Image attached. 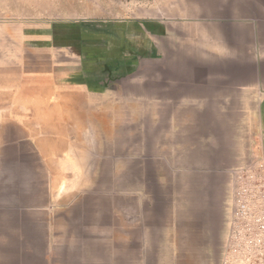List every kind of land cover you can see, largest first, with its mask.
<instances>
[{
    "label": "rangeland",
    "instance_id": "374dc122",
    "mask_svg": "<svg viewBox=\"0 0 264 264\" xmlns=\"http://www.w3.org/2000/svg\"><path fill=\"white\" fill-rule=\"evenodd\" d=\"M225 4L0 0V264H260L244 246L264 215L258 99L192 102L206 77L243 82L217 49L242 31ZM25 128L82 151L54 170L77 187L59 217L8 174Z\"/></svg>",
    "mask_w": 264,
    "mask_h": 264
},
{
    "label": "crops",
    "instance_id": "0c3cea01",
    "mask_svg": "<svg viewBox=\"0 0 264 264\" xmlns=\"http://www.w3.org/2000/svg\"><path fill=\"white\" fill-rule=\"evenodd\" d=\"M213 2L217 5V8L219 3H226L225 6L228 12L226 24L242 28L241 33L238 32V34H235L228 32L227 34H223L224 37L221 35L223 44L225 45L219 47L218 44L217 49L223 50L225 48L227 62L236 63L238 66L239 64L241 65V70L244 73L242 76L243 82L236 87L234 82L230 83L227 78L220 81L218 77H206L205 81L200 80V88L204 86V89H208L203 84H209L211 91L208 92L207 90L204 95L196 96V100L192 102L195 104H218V102L222 103L224 101L227 105H233L236 92H238V96L242 95L243 99L245 95H253L254 98L258 99L263 137L262 146L264 148V0H211V4ZM219 35L216 36V40L220 42ZM218 57L221 58L222 55L219 53ZM252 57L253 59H251ZM252 63L255 65L253 69L251 68ZM204 68L206 69L207 67H201L200 72H203ZM179 69H182V67ZM204 71L208 72L206 70ZM252 71L257 73L253 80L250 74ZM245 73L247 74L245 75ZM94 79L92 80L93 82L88 81L86 84L106 85L108 83L107 71L98 72ZM236 88L238 91L235 92ZM178 102L179 104L186 103L182 101ZM168 103L171 104L172 101L169 100ZM25 129L24 137L20 139L14 148L13 152L16 160L10 166V172L8 174L11 177L20 179L19 189L24 192L23 194L26 193L30 196L29 200H27L25 194V201L34 202L29 207L42 208L41 202L44 198L50 201L51 215L59 217L58 208L61 205V199L77 191V187L69 189V185L60 186L54 180V170L62 166L77 167L78 162V167H81L82 162L80 161L82 156L79 153L82 151L77 147L72 148L70 145L63 147L62 138H58L59 135L57 138L52 137L48 145L45 137L40 136L41 134L38 131L36 135L35 133L33 135L32 131L27 128ZM59 131L60 129L56 127V132L58 133ZM98 145H101L100 141H98ZM68 153L72 155L64 156ZM42 170H45L51 177L49 188L47 185L44 187L40 182V179L44 176L41 172ZM63 192H67L66 195ZM47 194H49L48 197ZM42 212L43 210L40 209L33 216L39 217ZM22 217H27V214H22ZM26 222L24 221V223Z\"/></svg>",
    "mask_w": 264,
    "mask_h": 264
},
{
    "label": "built area",
    "instance_id": "2783aa9c",
    "mask_svg": "<svg viewBox=\"0 0 264 264\" xmlns=\"http://www.w3.org/2000/svg\"><path fill=\"white\" fill-rule=\"evenodd\" d=\"M243 208H246L244 205ZM245 248L257 255L260 264H264V215L254 217L245 228Z\"/></svg>",
    "mask_w": 264,
    "mask_h": 264
}]
</instances>
